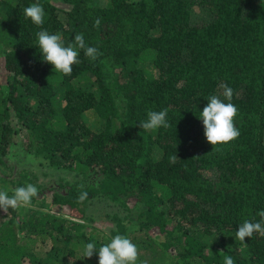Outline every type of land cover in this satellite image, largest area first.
<instances>
[{
	"label": "trees",
	"instance_id": "1",
	"mask_svg": "<svg viewBox=\"0 0 264 264\" xmlns=\"http://www.w3.org/2000/svg\"><path fill=\"white\" fill-rule=\"evenodd\" d=\"M57 1L0 0V191L39 190L31 206L0 209V264H99L117 234L136 264H264V235L235 238L245 220L264 226V0ZM33 3L42 25L23 15ZM45 30L64 46L82 33L100 55L77 49L71 75L57 72L39 50ZM212 95L237 107L240 133L214 146L199 118ZM163 109L169 127H140ZM14 157L76 180L46 187ZM46 200L57 214L36 208Z\"/></svg>",
	"mask_w": 264,
	"mask_h": 264
},
{
	"label": "clouds",
	"instance_id": "2",
	"mask_svg": "<svg viewBox=\"0 0 264 264\" xmlns=\"http://www.w3.org/2000/svg\"><path fill=\"white\" fill-rule=\"evenodd\" d=\"M23 15L30 18L36 25H42L44 22L45 11L39 3H33L23 10ZM101 19L94 21V27L99 28ZM39 50L42 53L43 60L54 66V70L62 72L66 76H70L74 64H78L79 52L77 49H83L85 56L95 60L100 53L97 48L87 46L82 33L76 34L74 43L64 46L60 34H49L46 30L37 33ZM223 96L227 101H231L233 97V89L226 84L222 85ZM207 105L200 112L204 127V136L212 146L218 144H226L240 135L239 130L234 124L238 109L231 102L225 103L218 96L212 95L208 99ZM167 109L159 112L149 111L147 119L140 122V127L144 130H155L160 127L167 128L170 125L166 122ZM173 162L177 156L170 158ZM82 189L77 197V203L82 204L88 199V192L84 189V185H80ZM38 188L34 184H27L23 187H17L9 195L6 191H0V209L7 212L8 208H17L20 206H31L33 197L38 194ZM258 215L264 218V211H260ZM264 235V226L262 222H250L245 220L240 224L236 231V239L244 241L246 237L250 238L253 233ZM97 247L94 243L85 245V257L91 258ZM99 264H136L138 259L137 246L124 235H115L110 243L104 244L98 248ZM146 264V262H142ZM224 264H234L231 256L224 257Z\"/></svg>",
	"mask_w": 264,
	"mask_h": 264
},
{
	"label": "rangeland",
	"instance_id": "3",
	"mask_svg": "<svg viewBox=\"0 0 264 264\" xmlns=\"http://www.w3.org/2000/svg\"><path fill=\"white\" fill-rule=\"evenodd\" d=\"M51 1H53L52 3H54L56 6L62 7L61 3H59L57 0H51ZM95 2L98 5H105L106 4L105 0H95ZM1 62H2V59H0V63ZM0 68H1V66H0ZM0 79L4 80L3 69L0 70ZM85 121L91 127L96 126V118L93 115H88V114L85 115ZM15 155H16V153H15ZM8 163H9L10 167L13 168L14 171L18 170V166H21V165L30 166V168L32 170L37 172L38 180H39L38 182L43 184L46 187H55V186H57L58 183L59 184H63L65 182L72 183L74 180H76V176L73 173L69 172L68 170L51 171L50 169L46 170L43 167H41V169H38V168L36 169L37 166L35 167V166L31 165V163L25 159L19 160L17 157H14V158L8 159ZM63 191L64 190H60V192H63ZM107 203H109V201H106L104 204L100 203L102 206H99L97 209V212L99 214H103V211H104V213L106 212ZM39 204H40V208H42L43 211H47V210H45V208L43 206L48 207L50 205L49 201L46 200V201H43L41 203H37L36 208H39L38 207ZM113 208L117 209V206L113 204ZM56 210H57L56 207H51V205H50V208L48 209V213L57 214V213H55ZM97 212L95 214H98ZM101 219L102 218H100L99 216H96L94 226L101 227V224H103V223H101ZM37 249L40 250V246L38 244H37ZM41 249L44 250L42 252H46L49 249V244L47 242L44 243V245L42 246ZM25 264H27V263H25Z\"/></svg>",
	"mask_w": 264,
	"mask_h": 264
}]
</instances>
